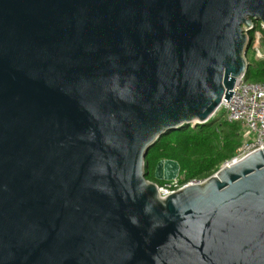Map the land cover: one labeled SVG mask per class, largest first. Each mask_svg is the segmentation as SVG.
Wrapping results in <instances>:
<instances>
[{"label": "water", "instance_id": "1", "mask_svg": "<svg viewBox=\"0 0 264 264\" xmlns=\"http://www.w3.org/2000/svg\"><path fill=\"white\" fill-rule=\"evenodd\" d=\"M256 22L264 0H0V264H264V149L164 197L145 169L229 100Z\"/></svg>", "mask_w": 264, "mask_h": 264}, {"label": "trees", "instance_id": "2", "mask_svg": "<svg viewBox=\"0 0 264 264\" xmlns=\"http://www.w3.org/2000/svg\"><path fill=\"white\" fill-rule=\"evenodd\" d=\"M256 29L262 33L260 45L264 49V29L256 22ZM251 44L246 54L248 61L244 80L264 82V56L256 57L253 43L254 31L249 34ZM221 111L220 113H218ZM204 124H189L164 133L149 149L145 158L147 179L157 184L154 170L160 160H175L180 165V174L186 181L203 180L216 173L220 167L231 161L241 145L242 127L239 122H229L219 110Z\"/></svg>", "mask_w": 264, "mask_h": 264}, {"label": "built area", "instance_id": "3", "mask_svg": "<svg viewBox=\"0 0 264 264\" xmlns=\"http://www.w3.org/2000/svg\"><path fill=\"white\" fill-rule=\"evenodd\" d=\"M260 33L259 29H255L254 37L259 39ZM252 47L256 55L262 56L256 45ZM232 92L228 101L223 99L219 110L224 112L227 121L239 122L242 127L241 145L233 158L235 160L264 149V82H247L243 76L236 81ZM203 180L186 181L185 176L179 173L174 179L158 184V191L164 197L185 186L201 183Z\"/></svg>", "mask_w": 264, "mask_h": 264}, {"label": "rangeland", "instance_id": "4", "mask_svg": "<svg viewBox=\"0 0 264 264\" xmlns=\"http://www.w3.org/2000/svg\"><path fill=\"white\" fill-rule=\"evenodd\" d=\"M261 38H262V33H260V37H259V39H258V38H255V41H254V44H253V45H256V47H258V48L260 49V51H261L262 56H258V55H256V57H258V58L264 56V49H263V48L261 47V45H260V40H261ZM220 112H221V111H219L218 113H220Z\"/></svg>", "mask_w": 264, "mask_h": 264}]
</instances>
